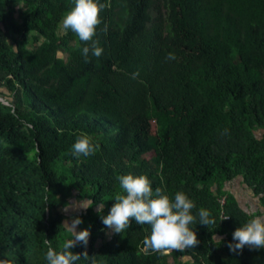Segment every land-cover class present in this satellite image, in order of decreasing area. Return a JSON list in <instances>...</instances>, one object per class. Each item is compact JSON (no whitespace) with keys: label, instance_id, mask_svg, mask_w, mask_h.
I'll list each match as a JSON object with an SVG mask.
<instances>
[{"label":"trees","instance_id":"obj_1","mask_svg":"<svg viewBox=\"0 0 264 264\" xmlns=\"http://www.w3.org/2000/svg\"><path fill=\"white\" fill-rule=\"evenodd\" d=\"M106 2L93 37L103 51L85 59L91 41L60 32L73 0H0V258L47 264L45 240L60 249L71 238L64 206L77 197L93 204L73 264H264V248L228 247L237 225L264 214V0ZM82 133L99 147L76 157ZM128 172L186 192L216 223L194 224L199 243L168 252L145 249L147 223L110 236L101 216ZM237 178L255 210L226 188Z\"/></svg>","mask_w":264,"mask_h":264},{"label":"clouds","instance_id":"obj_2","mask_svg":"<svg viewBox=\"0 0 264 264\" xmlns=\"http://www.w3.org/2000/svg\"><path fill=\"white\" fill-rule=\"evenodd\" d=\"M107 5L106 0H73V6L67 10L59 22L60 30L67 32L71 30L80 41L84 43L80 48L81 55L88 59L89 53L93 56H100L103 48L97 39H93L96 34V26L101 23L99 13ZM107 31V25L103 27ZM62 56L57 52V57ZM167 58L174 59V53L169 51ZM133 77L137 75L132 73ZM73 156L81 155L87 157L93 154L99 144L87 134H80L71 144ZM122 192L114 197L107 214L101 216L103 225L112 229L113 232L120 233L133 220L137 224L150 225V232L144 237L143 245L145 249L158 252H168L169 249H182L195 246L199 243L195 226L212 225L216 223L215 217L209 209L200 207L194 214L192 209L196 206L188 194L182 190L170 195L157 187L153 189L152 182L145 173L134 174L128 172L117 177ZM87 201V200H85ZM88 202V201H87ZM93 203L83 204L78 202V206L87 208ZM75 207L77 204L66 203L64 210L68 207ZM98 211H102L103 202L97 205ZM228 218L224 216L222 219ZM82 223V218L77 216L64 223L65 228L71 232L72 236L63 242L62 248L52 247L48 240L47 250L44 258L47 264H73L80 259L79 252H73L71 246L80 242L84 245L88 243L90 229H76V225ZM214 244L219 246L223 242V237L214 233L211 237ZM247 245L250 248H264V215H254L243 223L237 225L232 232V239L228 242L230 251L242 250ZM87 254V252H85ZM0 264H13L6 258H0Z\"/></svg>","mask_w":264,"mask_h":264},{"label":"rangeland","instance_id":"obj_3","mask_svg":"<svg viewBox=\"0 0 264 264\" xmlns=\"http://www.w3.org/2000/svg\"><path fill=\"white\" fill-rule=\"evenodd\" d=\"M61 33H64L60 30ZM8 99V98H7ZM230 188V190L236 195L237 200L239 201V205L247 207L250 211L255 210L259 207V199L254 195L250 194V191L245 184L242 183L240 178L235 179L232 183H230L226 188ZM82 202L83 204H88L85 200H80V198L72 197L70 204H77L75 207H68L67 211H65L67 215V221L70 223L72 218L79 216L85 208L79 207L78 202ZM264 215V214H263ZM76 229L78 230V225H76ZM113 233L112 229L109 231V235L111 236Z\"/></svg>","mask_w":264,"mask_h":264},{"label":"built area","instance_id":"obj_4","mask_svg":"<svg viewBox=\"0 0 264 264\" xmlns=\"http://www.w3.org/2000/svg\"><path fill=\"white\" fill-rule=\"evenodd\" d=\"M219 202H220V204L222 205L223 203H224V198L223 197H221L220 199H219ZM224 216H226L223 212H221V217L223 218ZM226 219V218H225Z\"/></svg>","mask_w":264,"mask_h":264},{"label":"water","instance_id":"obj_5","mask_svg":"<svg viewBox=\"0 0 264 264\" xmlns=\"http://www.w3.org/2000/svg\"><path fill=\"white\" fill-rule=\"evenodd\" d=\"M0 100H1L2 102H5L6 104H8V102H6V100H4V98H2L1 96H0Z\"/></svg>","mask_w":264,"mask_h":264},{"label":"crops","instance_id":"obj_6","mask_svg":"<svg viewBox=\"0 0 264 264\" xmlns=\"http://www.w3.org/2000/svg\"><path fill=\"white\" fill-rule=\"evenodd\" d=\"M246 187V186H245ZM250 191V190H249ZM250 193H251V191H250ZM236 196V195H235ZM239 202V201H238Z\"/></svg>","mask_w":264,"mask_h":264}]
</instances>
